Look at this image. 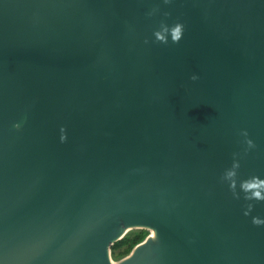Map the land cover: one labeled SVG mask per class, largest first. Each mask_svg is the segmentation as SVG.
Here are the masks:
<instances>
[{
  "label": "water",
  "instance_id": "95a60500",
  "mask_svg": "<svg viewBox=\"0 0 264 264\" xmlns=\"http://www.w3.org/2000/svg\"><path fill=\"white\" fill-rule=\"evenodd\" d=\"M242 130L264 179V0H0V264H264Z\"/></svg>",
  "mask_w": 264,
  "mask_h": 264
},
{
  "label": "clouds",
  "instance_id": "9594fccd",
  "mask_svg": "<svg viewBox=\"0 0 264 264\" xmlns=\"http://www.w3.org/2000/svg\"><path fill=\"white\" fill-rule=\"evenodd\" d=\"M172 2L173 0H161V3L165 6ZM158 13H161V10L159 6H156L150 9L145 15L146 18L151 19ZM162 16L164 19L159 22L157 29L152 32V43L161 45H167L169 41H171L172 44L179 43L183 37L185 25L181 22H175L172 25L165 23V20L170 16L169 12H163ZM143 43L147 45L149 40L145 39ZM190 79L195 81L198 77L193 75ZM21 126L22 122H18L14 123L12 128L14 130H19ZM59 132L60 143H65L67 140L66 129L61 127ZM239 136L243 138L241 141L244 145L243 151L232 154L231 166L223 171L219 177V182L227 185L228 191L231 193L233 200L239 201L242 199L245 201L242 214L244 217H249L256 204H264V179L255 175L249 176L246 179H240L239 170L241 168V160L244 159L250 151L256 148V144L249 138V133L246 130L240 131ZM251 224L254 227H264V218L252 216Z\"/></svg>",
  "mask_w": 264,
  "mask_h": 264
},
{
  "label": "trees",
  "instance_id": "16d2710c",
  "mask_svg": "<svg viewBox=\"0 0 264 264\" xmlns=\"http://www.w3.org/2000/svg\"><path fill=\"white\" fill-rule=\"evenodd\" d=\"M147 232L144 230L130 231L124 238L115 242L111 247V256L118 260L127 256L133 247L144 240Z\"/></svg>",
  "mask_w": 264,
  "mask_h": 264
},
{
  "label": "rangeland",
  "instance_id": "374dc122",
  "mask_svg": "<svg viewBox=\"0 0 264 264\" xmlns=\"http://www.w3.org/2000/svg\"><path fill=\"white\" fill-rule=\"evenodd\" d=\"M138 230H144V229H136V230H133V231H138ZM144 231L147 232V235L145 236V238L148 237V235L151 234L150 231H148V230H144ZM145 238H144V239H145ZM122 258H123V257H122ZM122 258H119L118 260H120V259H122ZM112 259H113L114 261H118V260L114 259L113 257H112Z\"/></svg>",
  "mask_w": 264,
  "mask_h": 264
}]
</instances>
